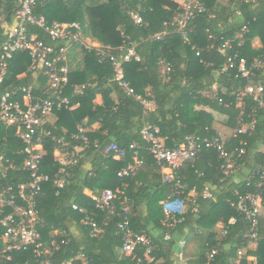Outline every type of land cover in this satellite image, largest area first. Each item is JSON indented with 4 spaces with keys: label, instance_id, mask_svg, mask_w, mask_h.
<instances>
[{
    "label": "trees",
    "instance_id": "1",
    "mask_svg": "<svg viewBox=\"0 0 264 264\" xmlns=\"http://www.w3.org/2000/svg\"><path fill=\"white\" fill-rule=\"evenodd\" d=\"M200 1L204 10L187 20L188 40L183 41L178 28L169 23L185 4L175 0H35L33 11L47 24L77 22L83 37L109 48L115 59L121 58L125 43L139 56L122 62L131 92L114 78L110 56L97 54L80 42H71L66 61L60 62L68 68L62 91L67 103L52 108L54 121L46 119L38 133L43 146L40 170L50 179L41 184L34 198L40 217L37 230L42 244L50 247L51 264L69 259L80 264L75 259L79 254L88 264H136L144 247H138L135 255L123 252L117 223L125 216L134 232L149 239L152 259H143L142 264H176L178 241L192 235L200 238L201 245L188 264H205L211 250L215 253L209 264H264V178L256 174L264 167V0ZM17 6L18 0H0V57ZM134 12L141 17L139 23L134 22ZM26 30L53 47L65 44L51 39L37 25L28 24ZM225 40L229 45L222 53L218 48ZM230 55L236 56L232 66L226 63ZM240 58L247 65L254 58L262 59V65L254 67L249 76L251 83L262 86L260 99L243 93L248 79L237 70ZM212 85H216V98L222 105L234 107L241 102L235 127L242 125L244 130L226 139L204 120L183 116L182 106L193 100L201 102V93ZM25 86L39 98L53 95L44 67H32L27 51L18 50L1 76L0 97L8 93L11 99L21 100ZM97 95L102 98L100 103L95 100ZM146 123L157 129L167 147H177L187 135L219 137L233 160V169L224 172L225 159L215 147L202 146L192 160L174 170L172 181H165L161 166L142 138ZM111 141L125 149L121 159L105 152ZM23 147L16 125L0 123V194L4 197L30 180L23 168ZM55 150L68 161L60 163ZM135 159L141 163L134 173L117 174ZM58 178L63 180L61 186L55 183ZM105 188L116 193L112 211L97 207L93 198ZM177 190L181 192L176 194ZM191 190L193 195L188 194ZM206 191L210 197L204 196ZM247 192L261 199L259 237L253 249L242 253L251 241L245 236L249 220L236 203ZM178 198L181 213L175 219L166 217L160 201L166 199L168 204L179 202ZM73 203L82 210L73 209ZM2 232L0 225V264H39L30 248L6 251ZM51 241L57 246L52 247Z\"/></svg>",
    "mask_w": 264,
    "mask_h": 264
},
{
    "label": "built area",
    "instance_id": "2",
    "mask_svg": "<svg viewBox=\"0 0 264 264\" xmlns=\"http://www.w3.org/2000/svg\"><path fill=\"white\" fill-rule=\"evenodd\" d=\"M34 2L35 0H18V6L14 12V21L7 28L6 39L2 43L0 79L5 72L8 59L12 57L14 52L24 50L27 51L31 57L32 67L36 65L44 67L45 74L49 81V87L53 90V95L46 98H39L32 95L30 86H25L21 88L23 92L21 100L15 98L11 99L8 93H4L0 97V123L5 125H16V133L24 143L22 150L25 154L23 168L29 172L30 177L27 184L19 183L14 193L8 192L6 197L0 194V205L2 207H0V225L3 227L1 236L7 241L5 247L6 251L30 248L39 264H51L49 260L50 247L42 244L40 233L37 230L40 217L35 207L34 198L41 188V184L50 179L48 174L40 170L43 146L38 133L41 125L46 121L47 115L51 113L52 108L55 105L67 103V99L62 96V91L68 81V68L65 63L60 64V62L66 61L69 44L73 41L80 42L86 47L94 48L97 54L110 56L113 60L114 78L120 85L131 92L132 90L124 79L122 62L129 59L138 60L139 56L132 45L125 43L121 58L115 59L114 56L109 53V48L104 47L97 40L90 37H83L81 26L77 22L60 23L53 21L47 24L42 15L34 13ZM203 10L204 4L200 0H189L184 4L182 12L174 15L169 22L178 28L183 41L188 40L189 29L186 27L187 20L195 13ZM132 16L134 22H140L141 17L138 13L134 12ZM28 24L42 27L51 39L64 41L65 44L56 48L44 43L41 39H38L36 35H31L27 32L26 27ZM227 45H229V41L225 40L218 50L223 53L224 46ZM196 54H199V51L196 52ZM235 60L236 56L230 55L226 58V63L232 66ZM261 65L262 59L259 58H254L250 65L246 64L244 58H240L237 61V70L242 76L248 79V82L244 86L243 93L250 94L256 99L261 98L262 86L251 83L249 76L253 74L254 67H260ZM143 102L145 103V101ZM243 130L244 126H237L234 128L233 133ZM141 134L142 138L148 143V151L151 153L156 163L161 166L165 181H172L174 170L185 161L192 160L202 146L215 147L219 155L225 159L224 172L227 173L233 169V160L225 148L224 141L217 136L211 138H198L194 135H187L184 141L177 147H167L157 136V129L153 128L150 124L146 123L143 125ZM135 145V143L130 144L129 147ZM104 150L110 153L112 158L116 160L121 159L125 155V149L113 141L108 143ZM239 151L241 153L243 149L240 148ZM54 154L62 164L68 161L65 155L59 150H55ZM1 160H3V158L0 156V161ZM140 163V159H135L133 163H128L127 166L122 167L117 174L119 176H124L134 173ZM256 174L260 178H264V167L257 169ZM55 183L61 186L63 183L62 178L55 179ZM177 185L180 188L182 187L179 183H177ZM10 188L11 187L8 186L6 192ZM180 192V190H177L176 194ZM115 196L116 193L113 190L105 188L99 195L93 196V198L97 207L112 211L115 209L113 203ZM204 196L210 197V193L206 191ZM181 202L182 201L179 199V203ZM160 203L163 205L166 217L175 219V215L181 213L180 210L169 208L166 199H162ZM260 205V196L249 192L239 197L236 203V208L248 217L249 225L245 236L251 241H255L259 237L257 223L260 215ZM71 206L73 209L82 210V208L78 207L75 203ZM5 208H7V210ZM193 210H195V208H193ZM123 212H128L127 206H123ZM92 225L96 227L94 223H92ZM117 226L121 231V248L123 252L126 255H133L135 250L141 246L144 247V251L141 256L137 257L136 264H142L143 259L150 261L152 258L149 255V239L143 233L134 232L126 216L117 223ZM166 237H168V235H166ZM50 244L52 247L57 246L55 241H51ZM178 245L182 247L183 240H179ZM214 253L215 250L209 252L205 264H209ZM239 253L241 252L239 251ZM176 257V264H182V254L178 252L176 253ZM6 258H9L8 254H6ZM75 259H79L80 264H88V261L82 254L77 255ZM61 264L74 263L73 259H69Z\"/></svg>",
    "mask_w": 264,
    "mask_h": 264
},
{
    "label": "crops",
    "instance_id": "3",
    "mask_svg": "<svg viewBox=\"0 0 264 264\" xmlns=\"http://www.w3.org/2000/svg\"><path fill=\"white\" fill-rule=\"evenodd\" d=\"M180 4H184L189 0H175ZM95 40V39H94ZM257 43V40H255ZM201 102L197 100L189 101L182 106L183 116L185 119H200L204 120L206 125L213 129L214 132L222 139L228 138L232 135L237 119L240 114L241 102L238 101L236 106L229 107L227 104L222 105L216 98V85H212L209 90L201 93ZM96 102L100 103L102 98L100 95L96 96ZM146 106L151 107L149 101L144 100ZM47 119L51 122L54 121L55 117L49 114ZM264 151V147H263ZM85 193H89L87 189ZM189 195H193L194 191H189ZM167 206L174 210H180L183 206L177 201H171ZM217 227L221 228L222 223L218 222ZM201 240L198 236L192 235L190 238L183 240L182 247H179L177 253H181L183 256L182 264H188L189 260L194 259L197 252L200 250ZM250 249L255 247V241H250L248 246ZM248 259H252V256H248Z\"/></svg>",
    "mask_w": 264,
    "mask_h": 264
},
{
    "label": "rangeland",
    "instance_id": "4",
    "mask_svg": "<svg viewBox=\"0 0 264 264\" xmlns=\"http://www.w3.org/2000/svg\"><path fill=\"white\" fill-rule=\"evenodd\" d=\"M47 117H48V115H47ZM247 248H249V247H246L245 249H242L241 252L243 253Z\"/></svg>",
    "mask_w": 264,
    "mask_h": 264
}]
</instances>
